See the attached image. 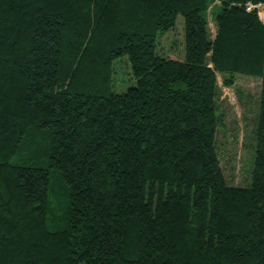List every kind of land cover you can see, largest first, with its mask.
Returning a JSON list of instances; mask_svg holds the SVG:
<instances>
[{
	"label": "trees",
	"instance_id": "16d2710c",
	"mask_svg": "<svg viewBox=\"0 0 264 264\" xmlns=\"http://www.w3.org/2000/svg\"><path fill=\"white\" fill-rule=\"evenodd\" d=\"M247 1L264 0H0V264H264V23ZM178 18L174 59L159 44ZM235 74L261 80L246 186L215 140L218 75Z\"/></svg>",
	"mask_w": 264,
	"mask_h": 264
},
{
	"label": "rangeland",
	"instance_id": "374dc122",
	"mask_svg": "<svg viewBox=\"0 0 264 264\" xmlns=\"http://www.w3.org/2000/svg\"><path fill=\"white\" fill-rule=\"evenodd\" d=\"M208 26L212 37L215 35V26L211 21ZM182 28V21L178 18L176 28L163 37L159 44L161 51L174 59L182 58ZM113 70L114 88L122 91L130 84L127 59L117 60ZM260 81L258 77L235 74L233 83L227 86L222 84V78L218 75L220 89L217 95V109L221 122L217 127L215 140L219 164L229 185L246 186L251 177ZM53 174L55 172L52 176ZM52 178L56 193L50 195V200L64 208L67 192L61 182L55 179L57 175Z\"/></svg>",
	"mask_w": 264,
	"mask_h": 264
},
{
	"label": "built area",
	"instance_id": "2783aa9c",
	"mask_svg": "<svg viewBox=\"0 0 264 264\" xmlns=\"http://www.w3.org/2000/svg\"><path fill=\"white\" fill-rule=\"evenodd\" d=\"M244 7L248 12H253V10H256L259 20L264 23V1L257 3L253 1H247L245 2Z\"/></svg>",
	"mask_w": 264,
	"mask_h": 264
}]
</instances>
